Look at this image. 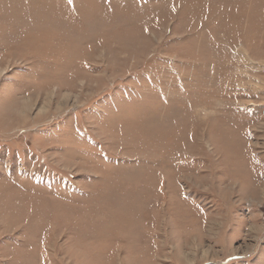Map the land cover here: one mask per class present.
I'll use <instances>...</instances> for the list:
<instances>
[{
	"label": "rangeland",
	"instance_id": "obj_1",
	"mask_svg": "<svg viewBox=\"0 0 264 264\" xmlns=\"http://www.w3.org/2000/svg\"><path fill=\"white\" fill-rule=\"evenodd\" d=\"M0 264H264V0H0Z\"/></svg>",
	"mask_w": 264,
	"mask_h": 264
}]
</instances>
